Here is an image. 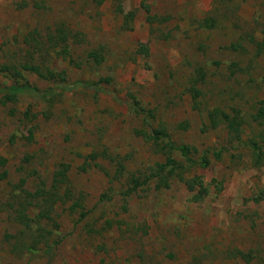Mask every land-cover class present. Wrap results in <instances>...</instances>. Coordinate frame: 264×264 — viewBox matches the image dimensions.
Returning a JSON list of instances; mask_svg holds the SVG:
<instances>
[{
    "label": "rangeland",
    "instance_id": "obj_1",
    "mask_svg": "<svg viewBox=\"0 0 264 264\" xmlns=\"http://www.w3.org/2000/svg\"><path fill=\"white\" fill-rule=\"evenodd\" d=\"M16 81L0 264H264V0H0Z\"/></svg>",
    "mask_w": 264,
    "mask_h": 264
},
{
    "label": "trees",
    "instance_id": "obj_2",
    "mask_svg": "<svg viewBox=\"0 0 264 264\" xmlns=\"http://www.w3.org/2000/svg\"><path fill=\"white\" fill-rule=\"evenodd\" d=\"M28 68H31V69H34V70H37L38 68L37 67H33L31 65H28L27 66ZM29 89H35V88H32L31 85H29V83H24V82H20V81H16L15 83H13L12 85L8 86V87H2L0 86V92H3L4 93V97L5 99L7 100H14L18 94L20 93H24L25 91L29 90ZM214 113L215 115H217V111H214V112H211L210 113V116L212 117V121L213 123H216V119L217 117L214 116ZM264 115V108L261 109V113L258 115ZM256 116V117H258ZM224 117H225V121H228L229 122V126L234 128L236 126H239L241 121H236L237 117L235 118H231L228 114H224ZM237 128V127H236ZM162 136L164 137H167L168 134L165 132V130L163 128H159V129H154L152 130L151 133L147 134V138L148 139H159L161 138ZM163 150L166 151V153H168V163H175L176 160L173 159L171 157V154H172V150H180L183 155H188L189 154V147L187 145H176L175 143L173 142H167V144H165L163 147H162ZM208 162L205 161L204 164L206 165ZM166 163H162V164H159L158 165V169L160 171H163L165 170V167H166Z\"/></svg>",
    "mask_w": 264,
    "mask_h": 264
}]
</instances>
